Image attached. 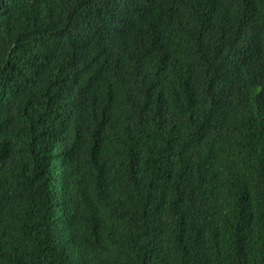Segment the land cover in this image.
I'll return each instance as SVG.
<instances>
[{
    "label": "trees",
    "instance_id": "trees-1",
    "mask_svg": "<svg viewBox=\"0 0 264 264\" xmlns=\"http://www.w3.org/2000/svg\"><path fill=\"white\" fill-rule=\"evenodd\" d=\"M0 264H264V0H0Z\"/></svg>",
    "mask_w": 264,
    "mask_h": 264
}]
</instances>
